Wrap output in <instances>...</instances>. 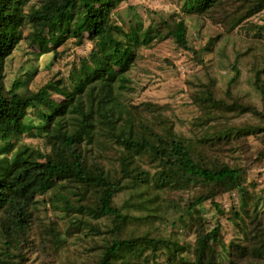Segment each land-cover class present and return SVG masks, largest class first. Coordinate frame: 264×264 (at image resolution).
I'll list each match as a JSON object with an SVG mask.
<instances>
[{
	"label": "trees",
	"instance_id": "16d2710c",
	"mask_svg": "<svg viewBox=\"0 0 264 264\" xmlns=\"http://www.w3.org/2000/svg\"><path fill=\"white\" fill-rule=\"evenodd\" d=\"M127 1L0 0V264H264V197L247 174L264 160V24L253 22L264 0H183L226 35L246 33L220 63L204 55L224 35L196 49L182 17L127 28L118 18ZM70 39L94 47L69 76L57 71L37 90L7 86L21 43L58 55ZM166 39L202 66L186 78L198 110L190 123L168 103L122 95L141 47ZM225 198L229 242L207 216L225 214Z\"/></svg>",
	"mask_w": 264,
	"mask_h": 264
},
{
	"label": "rangeland",
	"instance_id": "374dc122",
	"mask_svg": "<svg viewBox=\"0 0 264 264\" xmlns=\"http://www.w3.org/2000/svg\"><path fill=\"white\" fill-rule=\"evenodd\" d=\"M183 0H129L121 5L118 11L120 23L130 26L140 21L144 30L151 27L163 25L165 21L177 18H184L188 23V39L192 47L201 48L202 46L215 44L219 35H224L222 41L215 48L216 54H205L206 61L220 63L224 58L220 53L226 52L229 55L232 52L239 37L243 38L246 33L241 28L236 29L230 35H226L225 28L219 24H213L210 20H204L195 14H187L182 6ZM254 23L264 24V12H261L253 18ZM58 38L57 40H59ZM212 42V44H210ZM240 45V43L238 44ZM92 42H86L84 45H76L73 40H66L58 45V55L55 52L49 54H40L35 48L26 43H21L14 54L8 59L6 66V83L11 87L15 80H21L23 85L19 91L27 89L37 90L45 84L53 74L61 71L64 76H69L73 67L80 64V59L87 57L93 49ZM194 54L179 48L173 39L155 41L148 46H142L140 49L138 65L131 72L132 83L130 88L122 95L128 98H137V100H153L159 103H168L172 106L176 114L186 123H190L198 114V110L191 104L189 98L186 78L201 69L202 66L195 60ZM217 61H215L217 63ZM30 73V78L27 74ZM231 74L227 69H221L219 72V85L224 88ZM35 111L30 110L28 119L37 123L38 119L34 115ZM263 139V138H262ZM29 143L39 153L42 149L37 139H28ZM256 138H250V144L255 151L262 147V144ZM236 158L242 160L239 153ZM248 179L256 183L257 190L264 197V160L262 162L252 163L248 167ZM223 209L225 214L220 215L213 208L207 215L213 219L218 216L222 223V230L227 242L234 236L235 227L232 223V199L225 198ZM210 206V203H206ZM264 208V201L262 202ZM190 243L194 240L192 233L188 234Z\"/></svg>",
	"mask_w": 264,
	"mask_h": 264
}]
</instances>
